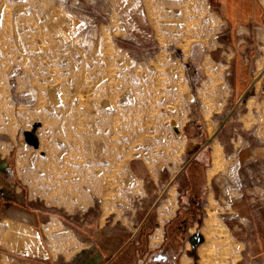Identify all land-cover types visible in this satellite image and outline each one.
<instances>
[{
  "label": "rangeland",
  "instance_id": "obj_1",
  "mask_svg": "<svg viewBox=\"0 0 264 264\" xmlns=\"http://www.w3.org/2000/svg\"><path fill=\"white\" fill-rule=\"evenodd\" d=\"M259 27L264 0H0V152L27 203L87 223L90 238L100 223L122 243L159 218L173 180L187 188L188 164L208 149L210 178L219 171L229 192L258 185L264 194L255 181L264 166L240 158L229 121L235 32ZM170 192L167 206L202 222L204 200L190 217L195 198ZM235 199L248 207L237 215L257 226L247 229L248 252H261L264 195L257 211L250 197ZM216 221L206 220L204 262L234 264L240 245L224 231L214 237Z\"/></svg>",
  "mask_w": 264,
  "mask_h": 264
},
{
  "label": "crops",
  "instance_id": "obj_2",
  "mask_svg": "<svg viewBox=\"0 0 264 264\" xmlns=\"http://www.w3.org/2000/svg\"><path fill=\"white\" fill-rule=\"evenodd\" d=\"M235 36L238 38L234 67L237 90L233 104L230 100L233 107L229 121L236 122L234 132L238 137L237 140L232 137L230 141H240V149L245 151L240 158L246 164L264 166V27L257 28L255 32H235ZM218 132L216 130L209 140L218 141ZM203 149L205 146L198 150ZM199 151L193 154L195 159ZM211 153L208 149L206 159L197 156V161L188 164L192 165L186 169L190 185H186L184 191H179L183 180L179 177L173 180L165 198L166 204L158 213L159 218L156 216V221L147 217L119 243V233L106 230L100 223L99 239L90 238L87 223L75 224L70 220L49 217L38 207L29 205L27 202L32 199L21 187L20 176L11 157L0 152V264H205L203 251L209 249L213 239L207 237L205 228L210 226L206 225V220L212 213L217 218L213 236L224 231L229 240L240 245L234 264H245L248 260L264 264V250L248 252L247 229H257V226L237 215V208L243 212L248 207L235 199L250 197V205L257 211L256 207L263 201V189L256 185L248 187V191L246 188L239 191L235 187V193L229 192L225 181L220 179L222 173L214 172L209 177V171L213 170ZM261 177L263 175L255 176V181H264ZM170 191L195 198V208L191 214L187 213L190 217L201 210L197 203L204 200L202 222H188L189 217L184 218L183 213L179 216L178 207L172 209L167 206V203H172L174 195ZM237 217L240 219L236 220ZM185 221L193 224L186 232ZM11 225L17 226L15 230ZM4 242L6 246L1 245ZM214 260L212 256L207 261Z\"/></svg>",
  "mask_w": 264,
  "mask_h": 264
},
{
  "label": "bare ground",
  "instance_id": "obj_3",
  "mask_svg": "<svg viewBox=\"0 0 264 264\" xmlns=\"http://www.w3.org/2000/svg\"><path fill=\"white\" fill-rule=\"evenodd\" d=\"M10 224H13V223L11 222ZM15 224H17V223H15ZM11 226H13V225H11ZM15 226H16V225H15ZM17 226H18V224H17ZM17 226H16V227H17ZM16 227H15V228H16ZM12 228H14V226H13ZM15 228H14V230H15ZM22 231H23V230H22ZM23 232H24V231H23ZM12 246H13V245H12ZM13 247H14V246H13Z\"/></svg>",
  "mask_w": 264,
  "mask_h": 264
}]
</instances>
